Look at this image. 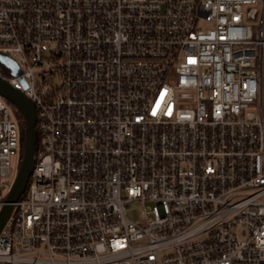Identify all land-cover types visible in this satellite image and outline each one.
I'll return each mask as SVG.
<instances>
[{
    "label": "built area",
    "instance_id": "2783aa9c",
    "mask_svg": "<svg viewBox=\"0 0 264 264\" xmlns=\"http://www.w3.org/2000/svg\"><path fill=\"white\" fill-rule=\"evenodd\" d=\"M0 52L38 133L0 264H264V0H0ZM22 142L0 94V210Z\"/></svg>",
    "mask_w": 264,
    "mask_h": 264
},
{
    "label": "water",
    "instance_id": "95a60500",
    "mask_svg": "<svg viewBox=\"0 0 264 264\" xmlns=\"http://www.w3.org/2000/svg\"><path fill=\"white\" fill-rule=\"evenodd\" d=\"M0 62L11 69L13 75L21 73V69L15 59L0 52ZM0 94L11 104L17 107L24 115L26 126L22 131L24 136V153L17 176L11 190L6 197L5 204L0 210V232L6 223L13 203L25 192L30 175L35 163V152L37 144V110L36 105L23 91L15 88L9 81L0 76Z\"/></svg>",
    "mask_w": 264,
    "mask_h": 264
},
{
    "label": "trees",
    "instance_id": "16d2710c",
    "mask_svg": "<svg viewBox=\"0 0 264 264\" xmlns=\"http://www.w3.org/2000/svg\"><path fill=\"white\" fill-rule=\"evenodd\" d=\"M11 105H12V109H13V115L17 119V121L20 125V128L23 131L25 126H26L25 117H24L23 113L17 107H15L13 104H11ZM24 148H25V145H24V136H23V142H22V148H21V155L22 156L24 153Z\"/></svg>",
    "mask_w": 264,
    "mask_h": 264
},
{
    "label": "rangeland",
    "instance_id": "374dc122",
    "mask_svg": "<svg viewBox=\"0 0 264 264\" xmlns=\"http://www.w3.org/2000/svg\"><path fill=\"white\" fill-rule=\"evenodd\" d=\"M202 26L203 27H207L208 24L206 22H202ZM131 206L133 207L132 210L129 211V216L133 219H140L141 217V212H140V209L137 207L138 206V203L137 202H132L131 203ZM236 230H243V229H236ZM242 232V231H241ZM243 236V235H242Z\"/></svg>",
    "mask_w": 264,
    "mask_h": 264
}]
</instances>
